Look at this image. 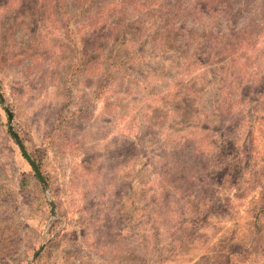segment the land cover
I'll use <instances>...</instances> for the list:
<instances>
[{"label":"rangeland","instance_id":"1","mask_svg":"<svg viewBox=\"0 0 264 264\" xmlns=\"http://www.w3.org/2000/svg\"><path fill=\"white\" fill-rule=\"evenodd\" d=\"M157 1L0 0V264H264V8Z\"/></svg>","mask_w":264,"mask_h":264},{"label":"trees","instance_id":"2","mask_svg":"<svg viewBox=\"0 0 264 264\" xmlns=\"http://www.w3.org/2000/svg\"><path fill=\"white\" fill-rule=\"evenodd\" d=\"M163 2H164V0L163 1L158 0L157 3H155V4L161 6L163 4ZM213 2L217 3V7H211V9L212 8L213 9L219 8L220 6L224 5L226 19L230 20V19L235 17L233 15H230V12H232L235 8V6H233L232 3L225 1V0H213ZM211 3H212V1L210 0V1L206 2V5L209 6V4H211ZM239 3H240V1H239ZM259 6L264 8V0H259V3H258V0H244V1H242V4L238 9V12L245 10V12H247L249 15H253L254 17H256L255 11L257 10V8ZM226 14H229V15H226ZM256 19L258 20L259 18L256 17ZM248 20L251 21L250 17H248ZM246 28L247 27H244V28L240 27L236 32L234 31V33H237L235 35V37L237 38V35H240L244 39V34L246 33ZM243 44L244 43H239V45L237 44V47L234 49V51H232V54L236 55V53L241 49ZM234 55H232V56H234ZM0 103H2L1 99H0ZM7 133L10 134L8 130H7ZM23 176L24 177L22 178L21 185H22V191H25L27 189V187L30 186L31 182H30V179L28 178V176L26 175V173H24Z\"/></svg>","mask_w":264,"mask_h":264},{"label":"water","instance_id":"3","mask_svg":"<svg viewBox=\"0 0 264 264\" xmlns=\"http://www.w3.org/2000/svg\"><path fill=\"white\" fill-rule=\"evenodd\" d=\"M0 98L3 100L2 96H1V92H0ZM7 112H8V116L10 119V132L14 135L16 141L18 142V144L20 145V148L22 150L23 155L26 157V159L29 161V163L32 165L33 169L36 171L37 176L39 177V179L42 181V183L44 184V186L46 188H48V184L46 182V180L44 179L36 161L31 157V155L29 154V152L27 151L25 145L23 144V142L21 141V138L18 134V132L14 129L13 125L11 124L12 120H13V113L9 110V108H7ZM52 205L53 202L51 201Z\"/></svg>","mask_w":264,"mask_h":264}]
</instances>
